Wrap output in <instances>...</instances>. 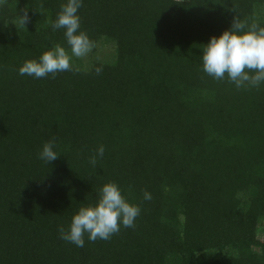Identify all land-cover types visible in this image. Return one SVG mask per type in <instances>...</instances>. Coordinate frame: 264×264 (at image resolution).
Listing matches in <instances>:
<instances>
[{"label":"trees","instance_id":"trees-1","mask_svg":"<svg viewBox=\"0 0 264 264\" xmlns=\"http://www.w3.org/2000/svg\"><path fill=\"white\" fill-rule=\"evenodd\" d=\"M66 2L0 3V264H264V82L202 69L234 17L264 27V0H83L80 31L113 59L19 75L57 44L71 55L51 28ZM107 183L140 208L134 227L62 240Z\"/></svg>","mask_w":264,"mask_h":264},{"label":"clouds","instance_id":"clouds-1","mask_svg":"<svg viewBox=\"0 0 264 264\" xmlns=\"http://www.w3.org/2000/svg\"><path fill=\"white\" fill-rule=\"evenodd\" d=\"M82 5L83 0H67L61 4V10L51 25L53 31L64 30L71 55L57 44L45 51L38 60L25 61L18 69L19 75L35 79L45 78L49 74L54 77L57 73L72 70L73 56L84 57L92 51L94 42L85 32L80 31V17L77 13ZM28 19L27 12L23 16L19 15V23L23 26ZM202 69L213 79L227 78L238 89L259 87L264 82V27L256 23L249 25L238 16L234 17L229 30H225L219 37H211L204 46ZM95 71L99 74L102 68L98 67ZM53 148L54 141L45 143L38 158L47 164L55 161L59 156ZM104 151V147L100 146L89 162L95 165L97 157L102 158ZM144 199L150 200L151 194L145 192ZM139 214L140 208L127 202L117 184L107 183L99 190L96 204L81 207L73 215L67 229L60 226L58 232L62 240L84 247L85 234L91 242L97 239L108 240L120 231L121 226L134 227Z\"/></svg>","mask_w":264,"mask_h":264},{"label":"rangeland","instance_id":"rangeland-1","mask_svg":"<svg viewBox=\"0 0 264 264\" xmlns=\"http://www.w3.org/2000/svg\"><path fill=\"white\" fill-rule=\"evenodd\" d=\"M114 55V45L111 43L98 44L89 54L81 57L85 65L94 59H101L103 62L111 61Z\"/></svg>","mask_w":264,"mask_h":264}]
</instances>
